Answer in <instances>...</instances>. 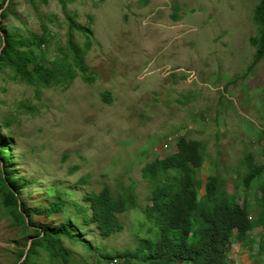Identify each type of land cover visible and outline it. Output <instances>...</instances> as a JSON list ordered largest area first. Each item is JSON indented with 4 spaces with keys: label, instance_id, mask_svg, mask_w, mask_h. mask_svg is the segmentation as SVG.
<instances>
[{
    "label": "rangeland",
    "instance_id": "obj_1",
    "mask_svg": "<svg viewBox=\"0 0 264 264\" xmlns=\"http://www.w3.org/2000/svg\"><path fill=\"white\" fill-rule=\"evenodd\" d=\"M258 3L0 0V56L7 32L26 40L18 49L33 65L53 72L29 83L0 60V142L11 143L0 163L28 184L21 191L27 205L54 200L49 185L81 201L87 191L134 183L139 209L120 217L122 233L103 240L89 227L84 237L111 251L131 250L150 196L143 168L175 153L182 136L204 147L203 184L217 173L231 195L242 188L245 157L252 153L264 163V59L254 64L250 43L259 33ZM70 33L89 68L86 78L75 65ZM35 36H43L44 45ZM244 196L259 219L256 192ZM59 218L34 215L32 221L51 225ZM147 233L144 227L140 235ZM261 233L252 232L251 245L231 239L229 262L264 264L256 241ZM35 240V228L5 205L0 176V264H18L19 251ZM60 245L90 261L95 256L68 239ZM46 257L38 248L33 264Z\"/></svg>",
    "mask_w": 264,
    "mask_h": 264
},
{
    "label": "trees",
    "instance_id": "obj_2",
    "mask_svg": "<svg viewBox=\"0 0 264 264\" xmlns=\"http://www.w3.org/2000/svg\"><path fill=\"white\" fill-rule=\"evenodd\" d=\"M254 20L259 33L250 39V43L256 48L254 64H257L264 59V0H259ZM34 38L38 46L44 45L43 36ZM26 44L25 39L5 32L1 62L29 83H33L36 77L41 80L51 78V70L43 64L33 65L28 53L18 49ZM69 44L75 65L86 78L89 68L71 33ZM9 144L0 142V152L8 151ZM176 145L175 153L156 159L143 168V178L150 189L148 204L143 210L145 220L135 231L137 246L123 251H111L99 242L85 241L84 237L89 227H95L94 236L103 240L122 233L124 224L120 217L139 209L134 183L121 185L117 190L107 185L99 192L87 191L81 201L68 199V190L49 185L46 192L55 199L32 208L21 195V191L28 187L26 181L15 177L8 165L2 168L0 163L5 205L16 208L25 225L35 228L36 240L27 250L19 251L18 264H33L38 248L47 252L44 264H231V239L241 245H251L250 235L257 228H262L256 241L259 254L264 256V163L259 164L249 153L245 157L247 170L241 180L242 188L235 186L231 195L226 182L217 173L209 175L203 184L200 173L205 163V150L201 142L182 136ZM252 189L260 207V217L255 221L248 210L249 200L244 196ZM202 190L204 194L200 196ZM240 199H243L242 203L238 201ZM34 215L60 218L55 224L36 225L32 221ZM144 227L148 233L141 236ZM61 238L83 247L88 254L94 253L93 260H87V254L73 255L60 245Z\"/></svg>",
    "mask_w": 264,
    "mask_h": 264
},
{
    "label": "crops",
    "instance_id": "obj_3",
    "mask_svg": "<svg viewBox=\"0 0 264 264\" xmlns=\"http://www.w3.org/2000/svg\"><path fill=\"white\" fill-rule=\"evenodd\" d=\"M200 194H202V195H203V194H204V193H203V191H201V192H200Z\"/></svg>",
    "mask_w": 264,
    "mask_h": 264
},
{
    "label": "clouds",
    "instance_id": "obj_4",
    "mask_svg": "<svg viewBox=\"0 0 264 264\" xmlns=\"http://www.w3.org/2000/svg\"><path fill=\"white\" fill-rule=\"evenodd\" d=\"M235 191V190H234ZM229 259H230V254H229Z\"/></svg>",
    "mask_w": 264,
    "mask_h": 264
}]
</instances>
